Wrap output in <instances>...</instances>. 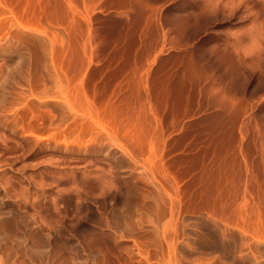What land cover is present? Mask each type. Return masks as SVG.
Segmentation results:
<instances>
[{
  "label": "rangeland",
  "instance_id": "374dc122",
  "mask_svg": "<svg viewBox=\"0 0 264 264\" xmlns=\"http://www.w3.org/2000/svg\"><path fill=\"white\" fill-rule=\"evenodd\" d=\"M0 264H264V0H0Z\"/></svg>",
  "mask_w": 264,
  "mask_h": 264
}]
</instances>
